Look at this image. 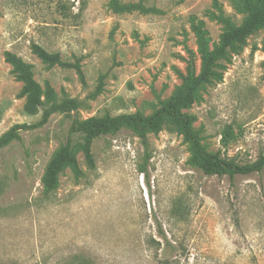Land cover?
<instances>
[{
	"label": "rangeland",
	"instance_id": "obj_1",
	"mask_svg": "<svg viewBox=\"0 0 264 264\" xmlns=\"http://www.w3.org/2000/svg\"><path fill=\"white\" fill-rule=\"evenodd\" d=\"M0 0V264H264V169L205 175L177 124L145 133L122 128L94 138L90 166L79 148L76 118L152 114L202 62L194 26L208 48L224 30L219 16L245 17L227 0ZM263 29L216 60L182 112L202 148L238 163L264 153ZM35 43L73 68L48 65ZM9 51L48 84L57 110L29 113L22 82L4 60ZM100 84V86H99ZM234 138L222 147V130ZM70 137L80 175L64 168L54 191L42 176ZM164 234V238L160 235ZM167 241L171 246L164 248ZM158 242V244H157Z\"/></svg>",
	"mask_w": 264,
	"mask_h": 264
},
{
	"label": "trees",
	"instance_id": "obj_2",
	"mask_svg": "<svg viewBox=\"0 0 264 264\" xmlns=\"http://www.w3.org/2000/svg\"><path fill=\"white\" fill-rule=\"evenodd\" d=\"M108 1L116 10L125 9V6H120L117 0ZM227 1L230 2L237 12L245 14L242 22L235 25L229 18L219 16L218 19L222 22L224 30L218 44L211 49L208 48V39L205 36V30L202 29V22L199 21L194 26L199 52L201 53V70L199 74L194 75L190 67L189 74L175 88L172 96L160 108L148 116H143L136 112L100 118H76L72 121L69 129L70 134L77 133L80 135L79 148L90 166L93 165L90 145L94 138L126 128L136 133L145 142L146 132L161 130L166 124L173 123L177 124L184 137L189 141L194 154L200 158V170L203 174L209 176L226 175L232 178L235 175L260 173L264 169V153L259 154L252 162L238 163L233 159L222 156L220 151L213 153L205 151L200 145L197 135L191 129L193 118L181 111V109L188 107L193 102L199 89L212 74V67L216 60L223 57L228 48L235 45H244L249 35L258 29L264 30V0ZM261 49L264 51V35L261 40ZM31 51L45 64L73 68L80 81L83 82V73L78 61L67 62L61 58L58 52H48L35 43L31 45ZM4 60L10 65L11 71L16 75V78L22 82L21 94L26 97L25 109L29 113H34L41 108V121H44L52 112L66 109L72 110L78 106L74 99L57 101L53 89L48 84H45L44 88H42L33 78L31 65L23 61L19 56L5 51ZM262 64L264 66V61ZM10 135L11 131L0 139V144L6 142ZM233 138L231 127L225 126L220 139L222 147H227ZM64 168H69L75 176L80 175L76 160V150L70 137H67L65 142L57 148L45 167L42 176L45 194L54 191L57 186L58 174ZM160 235L165 239L162 231H160ZM167 246L170 247L171 245L165 241L163 249L165 250ZM164 264L168 263L164 261Z\"/></svg>",
	"mask_w": 264,
	"mask_h": 264
}]
</instances>
